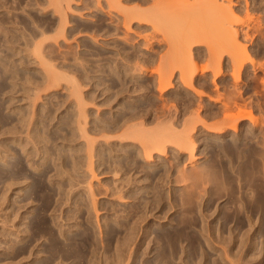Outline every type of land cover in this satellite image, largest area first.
<instances>
[{
    "label": "rangeland",
    "instance_id": "374dc122",
    "mask_svg": "<svg viewBox=\"0 0 264 264\" xmlns=\"http://www.w3.org/2000/svg\"><path fill=\"white\" fill-rule=\"evenodd\" d=\"M96 1L0 0V264H264V0L224 1L253 63L245 56L236 79L224 47L218 59L209 34L200 37L221 21L207 10L214 5L179 0L186 15L177 9L173 19L196 34L186 52L198 69L191 91L170 40L181 28L175 36L171 24L133 19L126 32ZM120 1L141 11L153 3ZM206 63L213 72L201 71ZM156 73L170 78L164 92ZM229 102H238L234 114L246 106L257 125L221 124ZM143 145L161 154L145 161Z\"/></svg>",
    "mask_w": 264,
    "mask_h": 264
},
{
    "label": "bare ground",
    "instance_id": "6f19581e",
    "mask_svg": "<svg viewBox=\"0 0 264 264\" xmlns=\"http://www.w3.org/2000/svg\"><path fill=\"white\" fill-rule=\"evenodd\" d=\"M54 2H55V6L57 7V6H59L60 5V2H63V0H53ZM67 2V5H69L68 3H70L69 1L70 0H66ZM95 1V0H94ZM98 1V0H97ZM96 1V2H97ZM105 1V4H106V7H107V9L110 11H115L114 13H116V14H118V15H120L121 16V18H122V23H124V24H122V25H124V29L126 30V32L128 31V28H129V26H127V24H129L133 19H136L135 21H139V19H147L148 18V21L150 20V18H151V20H152V18H154L155 19V21L159 24V26H161L162 28L163 27H166L167 26V28H164V29H168V27L169 26H171L172 25V30H171V27H169V29L171 30V31H173L174 33L175 32H177V31H183L184 30V24H182V23H180V25L179 24H177V19H176V21L173 19V18H177L176 17V15H175V13L177 14L179 11H183V8H184V5L185 4H183V2H181V4H183V8L182 7H180L179 5H181V4H179L180 2H179V0H153V3H150V4H152V6L151 7H149L150 9H147V11H146V9L144 10V9H142L141 7V9L142 10H144V11H141V10H137V9H134V8H136V7H138V6H135V7H130V8H128V7H123L122 5H121V1L120 0H104ZM152 1V0H151ZM174 1V2H173ZM176 1V2H175ZM177 1H178V6L176 5H174L175 3L177 4ZM210 1H211V4H209L210 3ZM210 1H208L209 3V5H211L212 6V4L214 5V6H212V7H210L208 4V6L209 7H207V10L209 11V13L210 14H213L212 16H214V18L215 17H219L220 19L218 20V18H216V20H218V21H220V22H218V24H217V26H216V28L214 29V30H212V31H210V32H208L207 33V31H206V34H204L203 32H202V34L200 33V37L203 39V40H205V39H208V36H207V34H209V38L212 40H205V42L207 41V43L209 44L210 42L213 44V45H217V43L218 42H220V43H218V45L215 47V46H213V45H211V44H209V46L211 47V49H215V50H212V51H214V53H216L214 56L215 57H217L216 55H218L219 56V58L218 59H220L221 58V56L220 55H222V54H218V52H220V50L222 51L223 49V47H224V53L227 55V53H228V55L229 56H227L228 57V59L230 60V65H231V63L234 65H231L232 67H233V69H232V71H233V74H232V77H233V75L234 74H236V75H238V73L237 72H239L237 69H240L241 68V66H242V68H244L243 66H245V65H243L244 64V62L245 63H247V61H249L248 60V58H247V56L246 55H244V52H242L243 51V49H241V47H239L240 46V44H237V43H239V42H236V38H235V35L238 33L237 31H236V29L234 28V25H235V21H233V18L235 19V17L233 16L232 17V15H233V11L232 10H230V6L229 5H227L226 3H227V1H225V0H210ZM226 3H225V2ZM71 2H73V1H71ZM134 2V1H133ZM170 2H171V4H170ZM220 2V3H219ZM228 2H230V1H228ZM56 3H59V5L57 4L56 5ZM63 3H65V2H63ZM65 3V4H66ZM219 3V4H218ZM62 4V3H61ZM126 4V3H125ZM229 4H231V2L229 3ZM174 5V6H173ZM246 5V4H245ZM182 6V5H181ZM63 7V6H62ZM61 7V8H62ZM177 7V8H176ZM148 8V7H147ZM182 8V9H181ZM210 8V9H209ZM179 9H181V10H178ZM184 9H186V7L184 8ZM68 10V9H67ZM149 10V11H148ZM59 11V10H58ZM146 11V12H145ZM177 11V12H176ZM213 11V12H212ZM232 11V12H231ZM64 12V11H63ZM184 13L183 14H185L186 12H185V10L183 11ZM212 12V13H211ZM58 13V12H57ZM182 13V12H181ZM217 13V14H216ZM107 14V13H106ZM59 15H61L62 16V14H61V12H60V14ZM186 15V14H185ZM217 15V16H216ZM220 15V16H219ZM61 16H59V17H61ZM150 16V17H149ZM175 16V17H174ZM64 17V16H63ZM237 18V17H236ZM61 19V18H60ZM138 19V20H137ZM173 19V20H172ZM249 19V18H248ZM62 20V19H61ZM143 20V21H144ZM121 21V20H120ZM119 21V22H120ZM155 21L153 22V20L152 21H150V22H153V24L155 25L156 23H155ZM174 21H175V23L177 24H174V25H176V27L173 25V23H174ZM237 21V20H236ZM247 21V20H246ZM249 21V20H248ZM118 22V21H117ZM240 22H242V20L240 21ZM244 22V21H243ZM138 23V22H137ZM146 23V22H145ZM179 23V22H178ZM220 23V24H219ZM237 23V22H236ZM149 24V23H148ZM171 24V25H170ZM181 24H182V26H181ZM241 24V23H240ZM121 25V24H120ZM125 25L127 26L126 28H125ZM157 25V24H156ZM184 25V26H183ZM218 25H219V27H218ZM238 25V24H237ZM151 26L152 27H155V26H153L152 25V23H151ZM179 26V27H178ZM190 26V25H189ZM59 27H60V25H59ZM157 28H158V26H156ZM154 28V29H156V30H158V31H156L155 30V32H157V33H159V32H161V35H162V33H167V32H169V31H166V30H164L165 32H163L162 30H160L159 31V29L160 28ZM183 27V28H182ZM176 29L177 31H174L173 29ZM179 28V29H178ZM180 28H181V30H180ZM238 28V27H237ZM59 29V28H58ZM57 29V31H60V30H58ZM153 29V28H152ZM153 29V30H154ZM187 29V30H186ZM202 29V28H201ZM185 30L186 31H189V32H185V31H183L184 33H186V34H188V33H190V34H188V36L186 35V34H183L182 35V33L180 32V36H182L183 38L181 39V37L179 36V39H180V43H182V44H180L179 43V39H178V35L176 36V34L177 33H175V36L176 37H174L173 38V36L171 35H169V34H171V33H168V35L170 36V40L172 39V41H174V43H175V46L177 45L178 46V48H177V46L175 47V50H174V52H176V51H178L179 53H178V55H177V52L175 53L176 55H175V58L176 57H178L177 59H178V61H177V59H176V61L177 62H179V63H177L176 64V66L175 67H178L179 66V69L180 70H177V72L178 71H180V74H178L177 73V75H183V77L185 78V77H188V78H186L185 80H184V78H183V80H184V83H183V81H182V83H183V87L184 88H188L187 90H189V91H191V89H189V87L191 86V87H193L192 86V84H191V81H192V79H194L193 77H194V75H195V73H197V67H196V65H194L193 66V64H191V63H193V61L191 62V61H189L192 57H190L188 60H187V57H188V55H186L187 53H188V51H190V50H187V49H189V42L190 41H192V40H190V39H192L191 37H193V35H196V34H193L192 35V32H191V27H186L185 26ZM56 31V32H57ZM205 31V30H204ZM214 31V32H213ZM130 32V31H129ZM237 32V33H236ZM165 33V34H166ZM57 35V34H56ZM59 35V34H58ZM57 35V36H58ZM167 34H166V38H167V36H168ZM202 35H204V38H203V36ZM55 36V35H54ZM162 36H164V35H162ZM185 36V37H184ZM189 36H190V38H189ZM205 36H206V38H205ZM172 37V38H171ZM237 37V36H236ZM164 39H166L165 38V36L163 37ZM177 39V41H175ZM217 39V40H216ZM236 39V40H235ZM168 41H170L169 39H167ZM183 40H185V42L183 41ZM216 40V41H215ZM161 41V40H160ZM163 41V40H162ZM165 41V40H164ZM216 42V43H215ZM187 43V45H183V44H186ZM167 44V43H166ZM179 44H180V46H179ZM221 44V47L219 46ZM171 45V44H170ZM237 45H239V46H237ZM186 46V47H185ZM186 49H185V48ZM215 47V48H214ZM218 47V48H217ZM241 49L240 51H238L239 50V48ZM177 48V49H176ZM181 48V49H180ZM184 50H183V49ZM210 49V48H209ZM219 50L218 52H217V50ZM187 50V51H186ZM225 50H226V52H225ZM37 51H38V49H37ZM209 51H211V50H209ZM187 52V53H186ZM242 52V53H241ZM173 51H172V54H170V55H172L171 57L173 58ZM189 54V53H188ZM162 55V54H161ZM210 55H211V53H210ZM213 55V54H212ZM166 56H167V54H166ZM165 55H164V57H166ZM208 56V55H207ZM245 56H246V60L247 61H245ZM171 57H169L170 59H171ZM184 57H186V60H185V58ZM210 57V56H209ZM208 57V58H209ZM159 58H160V56H159ZM162 58V57H161ZM167 58H168V56H167ZM168 58V59H169ZM175 58H174V61L173 62H176L175 61ZM213 58V57H212ZM212 58H211V60H212ZM166 59V58H165ZM181 59V60H180ZM195 59V58H194ZM216 59V58H215ZM217 59V60H218ZM160 60H162V59H160ZM185 60V61H184ZM210 60V59H209ZM209 60H208V63H212V61H210L209 62ZM158 61H159V59H158ZM158 61H157V63H158ZM164 61V62H163ZM171 61V60H170ZM184 61V62H183ZM215 61V60H214ZM167 62V61H166ZM168 62H169V60H168ZM180 62H183V64H181ZM217 62V61H216ZM218 62H220V60L218 61ZM251 61H249L248 63H250ZM208 63H206V65L208 64ZM215 63V62H214ZM260 63V62H259ZM160 64V63H159ZM162 64H165V60H162V63L160 64L161 66H163ZM200 64H202V63H200ZM199 64V65H200ZM218 64V63H217ZM215 65V66H213V67H216L217 66V68L219 67L218 65ZM251 65L253 64V63H250ZM166 66H167V63L165 64ZM168 65H170V64H168ZM172 65V64H171ZM178 65V66H177ZM204 65V64H203ZM206 65L204 66V68L202 67L201 68V71L202 70H204V72H205V70L206 69H208L209 70V68H210V66H211V64L209 65V68H208V65H207V68H206ZM213 65V64H212ZM220 65V64H219ZM47 66V65H46ZM158 66V65H157ZM237 66H239V67H237ZM261 66V65H260ZM262 66H264V65H262ZM47 67H49V66H47ZM212 67V66H211ZM237 67V69H235V68ZM49 68H51V67H49ZM49 68H47V70H54L53 68L52 69H49ZM200 68V67H199ZM216 68V70H218ZM242 68H241V70H242ZM258 68H260V67H258ZM262 68V67H261ZM162 69L164 70L165 69V66H164V68L162 67ZM175 69V68H174ZM134 70V69H133ZM166 70H167V68H166ZM210 70L212 71H214V68H210ZM235 70H237V72L235 71ZM189 71V72H188ZM196 71V72H195ZM207 71V70H206ZM212 71V72H213ZM234 71L236 72V73H234ZM47 71H45V73H46ZM52 72V71H51ZM155 72H157V68H156V71ZM154 72V73H155ZM160 72V71H159ZM158 72V73H159ZM215 72H218L217 74H219L220 72L219 71H215ZM137 73V72H136ZM162 73V72H161ZM160 73V74H161ZM166 73V72H165ZM170 73V72H169ZM186 73H188L189 75H184V74H186ZM254 73V72H253ZM150 74H152V72L150 73ZM157 74V73H156ZM155 74V75H156ZM160 74H157V76L158 77H160ZM164 74V73H163ZM213 74H215V73H213ZM216 74V75H217ZM264 74V73H263ZM46 75H48V72H47V74ZM53 75V74H52ZM55 75H57V73L55 74ZM54 75V76H55ZM154 75V76H155ZM170 75V78L171 77H174L175 76V73L172 71L171 72V74H169ZM176 75V76H177ZM53 76V77H54ZM161 76H163V75H161ZM165 76V77H164ZM163 77H160V78H158L157 79V81H158V88H157V90L158 91H160V92H164V90H166V88H167V86L170 84L169 82V76L167 77V78H169V79H167L166 78V75H164ZM179 76V77H180ZM47 77V76H46ZM58 77V76H57ZM57 77H55V79L57 78ZM178 77V76H177ZM179 77H178V80H179ZM60 79V78H59ZM233 79H236V76H234L233 77ZM238 79V78H237ZM260 79V78H259ZM48 80H49V78H48ZM212 80V79H211ZM47 81V80H46ZM50 81V80H49ZM49 81L48 82H46V83H49ZM52 81V80H51ZM54 81V80H53ZM180 81V80H179ZM235 82V81H234ZM71 83V82H70ZM181 83V84H182ZM193 83H194V81H193ZM43 84V83H42ZM74 84V83H73ZM75 85V84H74ZM45 86V85H44ZM53 86H55V84L53 83ZM157 86V85H156ZM217 86V85H216ZM46 88V87H45ZM71 88H72V86H71ZM70 88V89H71ZM74 88V87H73ZM195 88V87H194ZM217 88V87H216ZM193 89V88H192ZM75 90V89H74ZM74 90H73V93H74ZM178 90V89H177ZM194 90V89H193ZM194 91H196V90H194ZM193 91V92H194ZM237 91V90H236ZM224 92V91H223ZM77 93V92H76ZM196 94H197V92H195ZM194 93V94H195ZM200 93V92H199ZM199 93L197 94V95H199ZM202 94V93H201ZM78 95H80V94H78ZM78 95H76V96H78ZM192 95V94H191ZM71 96H73L72 94H71ZM75 96V95H74ZM219 96V95H218ZM218 96H217V98H218ZM222 96V95H221ZM226 96V95H225ZM228 96V95H227ZM223 98V97H222ZM78 99V98H77ZM164 99V98H163ZM210 99V98H209ZM212 99V98H211ZM219 99V98H218ZM76 100V99H75ZM213 100H214V98H213ZM231 100V99H230ZM79 101H80V98H79ZM218 101V100H217ZM227 101H229V99L227 100ZM240 101V100H239ZM78 102V101H77ZM77 102H75V103H77ZM81 102V101H80ZM162 102V101H161ZM192 102V101H191ZM240 102H243V101H240ZM222 103H223V101H222ZM232 103V102H231ZM236 103V102H235ZM235 103H232V104H234V105H237L238 104V102L235 104ZM244 103V102H243ZM243 103H241V104H243ZM77 104H80V105H82L81 103H77ZM227 104V103H226ZM232 104H230V102H229V104H227V105H222V108H223V110L224 111H227L228 110V108H229V105H232ZM78 106V105H77ZM76 106V107H77ZM197 106V105H196ZM227 109V110H225L224 109V107ZM228 106V107H227ZM233 106V105H232ZM238 106V105H237ZM235 108H236V106H234ZM244 107H246V106H242V108H243V110H244V113H242L243 111L242 110H240V108H239V111H238V109H237V111H236V113L234 114V112H232V111H235V110H230V112H232V113H229L228 114V112L226 113V112H224V113H222L223 115H224V117H227V119L224 121V118H223V122H221V124L222 123H224V124H227L228 123V121H229V123L227 124V127L230 125H233L234 123H235V121H237V119H244V118H246L247 120L249 119V122L251 121V120H253L254 118L251 116V115H249V114H247V113H249L248 111H246L247 109L246 108H244ZM249 107H250V105H249ZM80 108V107H79ZM167 108V107H166ZM174 108V107H173ZM173 108H171V109H173ZM221 108V109H222ZM230 108H232L231 106H230ZM241 108V109H242ZM77 109V108H76ZM233 109V108H232ZM79 110V109H78ZM82 110V109H81ZM169 110V109H168ZM228 110V111H229ZM190 111V110H189ZM196 111V110H195ZM198 111V110H197ZM242 111V112H241ZM250 111V110H249ZM78 112V111H77ZM238 112V113H237ZM80 113V112H79ZM82 114L84 113V112H81ZM193 113V112H192ZM191 113V114H192ZM78 114V113H77ZM81 114V115H82ZM190 114V115H191ZM194 114V113H193ZM192 114V116H194ZM230 114H232V115H230ZM188 115V114H187ZM196 115V114H195ZM225 115H227V116H225ZM175 116V115H174ZM31 117V116H30ZM82 117H83V115H82ZM82 117L80 118V119H82ZM77 118H79V117H77ZM164 118V117H163ZM182 118V117H181ZM195 118H196V116H195ZM253 118V119H252ZM84 119V118H83ZM191 119V118H190ZM219 119V118H218ZM157 120V119H156ZM184 120H185V118H184ZM192 120V119H191ZM198 120V119H197ZM202 120V119H201ZM220 120V119H219ZM30 121V120H29ZM83 121V120H82ZM81 121V122H82ZM165 121V120H164ZM190 121V120H189ZM254 121V123H255V119L253 120ZM78 122V121H77ZM77 122L75 123V124H77ZM141 122V121H140ZM167 122V121H166ZM165 122V123H166ZM199 122V121H198ZM219 122V121H218ZM225 122H227V123H225ZM232 122V123H231ZM234 122V123H233ZM239 122V121H238ZM257 122V121H256ZM158 123V122H157ZM156 123V124H157ZM164 123V122H163ZM183 123H184V121H183ZM182 123V124H183ZM190 123H193V124H195L196 125V123L197 122H194V120H193V122H190ZM199 123H201V122H199ZM202 123H204V122H202ZM213 123V122H212ZM220 123V122H219ZM219 123H217V124H219ZM253 123V124H254ZM81 124V123H80ZM79 123L76 125V126H78V125H80ZM129 124V123H128ZM133 124V123H132ZM138 124V123H137ZM136 124V125H137ZM160 124V123H159ZM162 124V123H161ZM170 124V123H169ZM186 124V123H185ZM192 124V127L194 126ZM220 124V125H221ZM237 122L233 125V126H231L232 128L233 127H236L237 125ZM251 124V123H250ZM256 124V123H255ZM142 125V124H141ZM163 125V124H162ZM188 125V124H187ZM202 125V124H201ZM257 125V124H256ZM125 126V125H124ZM129 126V125H128ZM139 126V125H138ZM169 126V125H168ZM212 126V125H211ZM217 126V125H216ZM223 126H225V125H223ZM22 127V126H21ZM80 127V129L82 128L81 126H79ZM131 127V126H130ZM140 127V126H139ZM159 127V126H158ZM161 127V126H160ZM185 127V126H184ZM220 127V126H219ZM222 127V126H221ZM220 127V128H221ZM226 127V128H227ZM253 127H254V125H253ZM27 128H28V125H27ZM125 128H127V126L125 127ZM138 128V127H137ZM136 128V129H137ZM166 128H167V126H166ZM174 128V127H173ZM213 128H215V127H213ZM229 129H230V127H228ZM231 128V131L232 130H234L235 128H233L232 129ZM17 129V128H16ZM37 129V128H36ZM76 129H78V127L76 128ZM80 129H78V131H80ZM128 129H130L129 127H128ZM128 129H126V131L128 130ZM134 129V128H133ZM141 129V128H140ZM172 129V128H171ZM180 129V128H179ZM181 129H183V126H182V128ZM191 129V128H190ZM210 129V128H209ZM125 130V129H124ZM135 130V129H134ZM158 130H160V129H158ZM167 130H169V129H167ZM187 130L188 129H186L185 131H183V133H188L187 132ZM216 130H218V129H216ZM215 130V131H216ZM222 130V129H221ZM226 130V129H225ZM228 130V129H227ZM14 131V130H13ZM139 131V130H138ZM137 131V132H138ZM165 131V130H164ZM171 131V130H170ZM212 131V130H211ZM220 131V130H219ZM15 132H17V131H15ZM27 132V131H26ZM172 132H173V129H172ZM179 132H180V130H179ZM191 132V131H190ZM218 132V131H217ZM14 133V132H13ZM123 133H125V131L124 132H121V134H123ZM133 133V132H132ZM145 133V132H144ZM148 133H149V131H148ZM151 133V132H150ZM156 133V132H155ZM182 133V134H183ZM8 134V133H7ZM34 134V133H33ZM126 134H127V132H126ZM131 134V133H130ZM134 134V133H133ZM132 134V135H133ZM142 134V133H141ZM146 134H147V131H146ZM152 134V133H151ZM176 134V133H175ZM185 134H184V139H182V142H181V144H180V142L179 141H174L175 143H177V142H179V144L182 146V144H185V143H187V140L189 139L188 137V139L185 137ZM31 135V134H30ZM134 135H136V134H134ZM138 135V134H137ZM140 135V134H139ZM138 135V136H139ZM148 135V134H147ZM150 135V134H149ZM153 135V134H152ZM163 135L164 134H162V136H161V134L160 135H158V138H159V136L160 137H163ZM166 135V134H165ZM14 136V135H13ZM167 136H169V133H168V135ZM174 136V135H173ZM176 136V135H175ZM177 136H178V134H177ZM180 137L182 136V135H179ZM186 136H188V134L186 135ZM25 137V136H24ZM26 137H29V136H26ZM33 137V136H32ZM81 137H84V136H82L81 135ZM107 137V136H106ZM117 137V136H116ZM120 137V136H119ZM127 137V136H126ZM131 137H133V136H131ZM141 137H142V135H141ZM146 137V136H145ZM156 137H157V135H156ZM170 137V136H169ZM253 137V136H252ZM140 138V137H139ZM143 138V137H142ZM148 138V137H147ZM146 138V139H147ZM150 138V137H149ZM165 139L167 138V137H164ZM173 138H175V137H173ZM178 138V137H177ZM176 138V139H177ZM182 138V137H181ZM30 139V138H29ZM28 139V141H30ZM145 139V140H146ZM153 139H155L154 137H153ZM157 139V138H156ZM172 139V138H171ZM35 140V139H34ZM105 140V139H104ZM108 140V139H107ZM121 140V139H120ZM127 139H125V141H126ZM145 140H144V142H145ZM150 140V139H149ZM148 140V141H149ZM159 140V139H158ZM170 140V139H169ZM178 140V139H177ZM84 141H86V137H84ZM164 141H167V139L166 140H164ZM183 141H186L185 143H183ZM189 141V140H188ZM264 141V140H263ZM87 142V146L88 147H91V146H89L88 144H89V142L88 141H86ZM85 142V143H86ZM143 142V143H144ZM146 142H147V140H146ZM150 142H152V140L151 141H149L148 143H150ZM157 142H159V141H157ZM161 142V141H160ZM159 142V143H160ZM170 142H171V140H170ZM24 143H25V141H24ZM31 143V142H30ZM148 143H145V144H148ZM163 143V142H162ZM167 143H169V142H167ZM175 143H173V144H175ZM188 143H190V142H188ZM187 143V144H188ZM263 143L264 142H262V145H263ZM27 144V143H26ZM32 144V143H31ZM153 144V143H152ZM155 144V143H154ZM187 144H185L184 146H182V147H184V148H188L189 146H187ZM28 145V144H27ZM40 145V144H39ZM43 145V144H42ZM91 145V144H90ZM150 145H151V143H150ZM157 145V144H156ZM161 145V144H160ZM160 145H159V147H160ZM178 145V143L177 144H175V147ZM192 145V144H191ZM31 146H33L34 147V145L32 144ZM142 146V145H141ZM144 146V145H143ZM147 146V145H146ZM149 146V145H148ZM163 146V145H162ZM161 146V149H163V147ZM179 146V145H178ZM181 146H180V149H183V148H181ZM264 146V145H263ZM151 147V149H152V146H150ZM260 147V146H259ZM262 147V146H261ZM144 148H145V146H144ZM149 148V147H148ZM176 148H178V147H176ZM187 148H186V150H187ZM26 149V148H25ZM146 149V148H145ZM157 149H159V148H157ZM156 148L154 149V147H153V150H151V151H149L150 149H146V151L144 150V160L145 161H150L151 159H150V157H151V155L153 154V153H156L157 154V150ZM165 149V148H164ZM194 149V148H193ZM192 149V150H193ZM87 150H91V148H86V151H85V153H87ZM142 150H143V147H142ZM142 150H140V151H142ZM156 151V152H153V151ZM184 150V149H183ZM161 151V150H160ZM160 151H158V154L160 153ZM164 151V150H163ZM178 151H179V149H178ZM190 151V150H189ZM31 152V151H30ZM89 152H91V151H88V155L90 154ZM264 152V151H263ZM187 153V152H186ZM157 154V155H158ZM161 154V153H160ZM163 154H164V152H163ZM154 155V154H153ZM192 156V155H191ZM259 156V155H258ZM215 157V156H214ZM249 157V156H248ZM256 157V156H255ZM254 157V158H255ZM260 157V156H259ZM258 157V158H259ZM263 157V156H262ZM89 159H90V156L88 157ZM187 158V157H186ZM188 158H192V157H188ZM264 158V157H263ZM159 160V159H158ZM261 161H262V159H260ZM143 161V160H142ZM189 161V160H188ZM211 161V160H210ZM161 163V162H160ZM246 164H251V162H250V159H248L247 160V163ZM91 165V164H90ZM90 165H88V167L90 166ZM196 166V165H195ZM181 167V166H180ZM220 167V166H219ZM179 168V167H178ZM194 168V167H193ZM179 170H181V169H179ZM204 170H206V169H204ZM194 171V170H193ZM195 171H196V168H195ZM200 171L202 172V170L200 169ZM207 171V170H206ZM250 171V170H249ZM91 172V171H90ZM208 172V171H207ZM92 173V172H91ZM177 173V172H176ZM182 173V172H181ZM185 173H187V172H185ZM115 175V174H114ZM179 175H181V174H179ZM67 176V175H66ZM118 176V175H117ZM116 176V177H117ZM182 176V175H181ZM198 176V175H197ZM208 176V175H207ZM205 177V176H204ZM214 177V176H213ZM114 178V177H113ZM195 178V177H194ZM198 178V177H197ZM246 178V177H245ZM178 179V178H177ZM187 179V178H186ZM199 179H201V178H199ZM148 180V179H147ZM188 180V179H187ZM203 180V179H202ZM214 180V179H213ZM174 181H178L179 182V180H174ZM205 181V180H204ZM116 182V181H115ZM124 182V181H123ZM128 182V181H127ZM194 182V181H193ZM192 182V183H193ZM197 182V181H196ZM237 182V181H236ZM199 183V182H198ZM125 184V183H124ZM183 184H184V182H183ZM191 184V183H190ZM194 184V183H193ZM197 184V183H196ZM264 184V183H263ZM86 186H87V184H86ZM89 186V185H88ZM87 186V187H88ZM191 186H192V184H191ZM87 188H85V190H86ZM88 189H89V187H88ZM118 189V188H117ZM183 189V188H182ZM188 190V189H187ZM192 190V189H191ZM88 191V190H87ZM89 191H91V190H89ZM152 192V191H151ZM154 193V192H153ZM252 193V192H251ZM91 194V193H90ZM183 194V193H182ZM202 194V193H201ZM5 195V194H4ZM92 195V194H91ZM114 195V194H113ZM45 196V195H44ZM88 196V195H87ZM118 196V195H117ZM115 197V196H114ZM199 197V196H198ZM91 198V197H90ZM112 198V197H111ZM187 198V197H186ZM124 199V198H123ZM240 199V198H239ZM91 200V199H90ZM119 200H121V199H119ZM165 202H167V201H165ZM92 203V202H91ZM162 204V203H161ZM95 207V206H94ZM183 208V207H182ZM93 209V208H92ZM95 209V208H94ZM10 211V210H9ZM96 213V212H95ZM141 213V212H140ZM7 218V217H6ZM9 219V218H8ZM4 226V225H3ZM44 227V226H43ZM8 230V229H7ZM28 233V232H27ZM9 235V234H8ZM42 239V238H41ZM120 254V253H119ZM170 258V257H169ZM117 261V260H116ZM215 262V261H214Z\"/></svg>",
    "mask_w": 264,
    "mask_h": 264
}]
</instances>
